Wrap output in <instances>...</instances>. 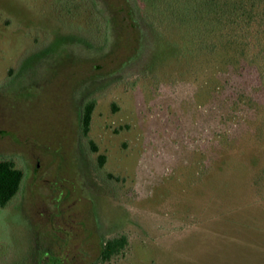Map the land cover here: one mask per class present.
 I'll use <instances>...</instances> for the list:
<instances>
[{"label":"rangeland","instance_id":"1","mask_svg":"<svg viewBox=\"0 0 264 264\" xmlns=\"http://www.w3.org/2000/svg\"><path fill=\"white\" fill-rule=\"evenodd\" d=\"M132 6L142 26L127 0H0V159L24 172L0 264H95L120 235L97 264H264V90Z\"/></svg>","mask_w":264,"mask_h":264},{"label":"trees","instance_id":"2","mask_svg":"<svg viewBox=\"0 0 264 264\" xmlns=\"http://www.w3.org/2000/svg\"><path fill=\"white\" fill-rule=\"evenodd\" d=\"M154 1L173 10L174 20L185 24L191 43H198L201 47L211 43L233 47L237 51L234 57L235 70L253 75L252 93L264 90V0ZM127 3L132 13H137L139 26H142L141 13L137 7L132 6L133 0H127ZM93 110L94 102H86L81 109L79 126L84 135L89 132ZM23 180L24 172L13 160L0 159V206H6L15 198ZM127 245L126 235L108 239L101 236L97 262H109L122 256Z\"/></svg>","mask_w":264,"mask_h":264}]
</instances>
